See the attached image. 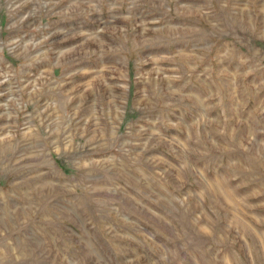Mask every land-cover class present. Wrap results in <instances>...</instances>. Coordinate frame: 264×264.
Instances as JSON below:
<instances>
[{
	"label": "rangeland",
	"instance_id": "374dc122",
	"mask_svg": "<svg viewBox=\"0 0 264 264\" xmlns=\"http://www.w3.org/2000/svg\"><path fill=\"white\" fill-rule=\"evenodd\" d=\"M0 264H264V0H0Z\"/></svg>",
	"mask_w": 264,
	"mask_h": 264
}]
</instances>
